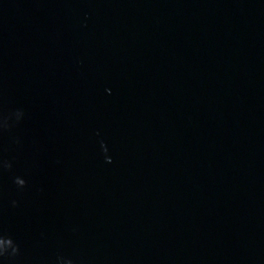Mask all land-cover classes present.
<instances>
[{
    "label": "water",
    "instance_id": "95a60500",
    "mask_svg": "<svg viewBox=\"0 0 264 264\" xmlns=\"http://www.w3.org/2000/svg\"><path fill=\"white\" fill-rule=\"evenodd\" d=\"M0 264H264V0H0Z\"/></svg>",
    "mask_w": 264,
    "mask_h": 264
}]
</instances>
